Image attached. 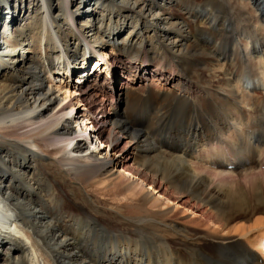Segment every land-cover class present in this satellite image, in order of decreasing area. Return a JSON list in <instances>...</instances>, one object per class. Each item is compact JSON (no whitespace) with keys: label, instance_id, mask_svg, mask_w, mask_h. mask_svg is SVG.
Masks as SVG:
<instances>
[{"label":"bare ground","instance_id":"6f19581e","mask_svg":"<svg viewBox=\"0 0 264 264\" xmlns=\"http://www.w3.org/2000/svg\"><path fill=\"white\" fill-rule=\"evenodd\" d=\"M237 1L0 0V264H264V220L232 224L264 211V0ZM200 56L216 86L183 91ZM147 64L132 102L118 68ZM171 110L152 142L141 120Z\"/></svg>","mask_w":264,"mask_h":264},{"label":"rangeland","instance_id":"374dc122","mask_svg":"<svg viewBox=\"0 0 264 264\" xmlns=\"http://www.w3.org/2000/svg\"><path fill=\"white\" fill-rule=\"evenodd\" d=\"M238 2V4H240V5H245V6H247L248 8H252V5L251 4H249V3H247V0H238L237 1ZM92 4V3H91ZM95 9V7H93V10ZM173 12L176 14V13H179V12H177V10H173ZM7 13H8V10L7 9H4V10H2V19H3V17H6L7 16ZM22 15L23 14H21L20 13V15H19V17H20V19H22L21 17H22ZM24 18H25V16H24ZM23 18V19H24ZM22 19V20H23ZM261 23H259V27L260 28H262L263 30H264V24L263 25H261ZM110 51V48H108L105 52H109ZM114 53H116L115 51H114ZM21 55V54H20ZM262 58H263V56H262ZM89 61H88V65H87V67H86V70H85V75L87 74V73H90V72H94L95 71V68H94V63H95V59H88ZM199 60H200V65H202V64H204L206 67H207V69H205V68H203L202 66H200V69L198 68L197 69V74H195L196 72L193 70V72L191 73V74H189V79H190V83H191V85H190V89L191 90H189V87H188V85H183L182 87V90L183 91H189V92H192V93H196V94H198V91H199V87H198V83L197 82H201V81H203V82H208V83H210V84H212L213 86H216L215 85V81H217V79H218V74H221L222 73V69L220 68V65L222 64L221 62H216V61H213V62H211V64H207V62H206V60L202 57V56H200V58H199ZM205 60V61H204ZM255 61V60H254ZM205 62H206V64H205ZM120 63L121 62H118V65L120 66ZM202 63V64H201ZM220 63V64H219ZM151 64H147V65H145V68H141V69H139V67H138V70H135V71H133V73L132 72H130V70H128V69H122V68H118V75H120V74H122V77L123 78H121V81H120V83L123 81L124 83H126V79H128V78H130V81H127V84H128V86H127V92H129V94L131 93V91H132V93H131V95H130V97H131V101L132 102H134L135 101V96H139V95H141V93H142V90H139V88H140V86H139V84L137 83V81H135V78L138 76H143V75H145V74H147L146 72H147V69L149 68V67H151L150 66ZM202 68H203V70H202ZM99 69V68H98ZM100 70L102 71V72H100V74H102V76H103V78L106 76V71H104V69H103V67H100ZM204 70H206V71H204ZM137 71V72H136ZM78 72H81V70H78ZM77 72V73H78ZM77 73L76 74H74L73 75V77L70 79V81L69 80H67V81H69V83H73L72 81H75V79H77ZM110 73V72H109ZM195 74V76H192V75H194ZM217 74V75H216ZM115 75V74H114ZM137 75V76H136ZM201 75V76H200ZM203 75V76H202ZM155 76H153L152 75V78H154ZM179 76H176V78H178ZM202 77L206 80H202ZM182 78V77H181ZM198 78V79H197ZM195 79H197V80H195ZM59 79H57L56 81H58ZM195 80V81H194ZM201 80V81H200ZM193 81H194V83H193ZM210 81V82H209ZM59 84V83H58ZM209 87L211 86V85H208ZM213 86H211L210 88H211V90L215 93V94H213L212 96H214V98H213V100H216L217 99V97H218V95L219 96H221V95H225V92H223V91H221L220 89H218V88H216V87H213ZM138 87V88H137ZM198 87V88H197ZM244 87H250V88H248V91H247V93H246V95H247V99L249 100L250 98L251 99H253V98H256V99H258V98H262V97H264V90L262 89V88H260V87H257V90L255 91V88H252L253 86H251V85H249V84H244ZM142 88V87H141ZM140 88V89H141ZM259 88V89H258ZM131 89V90H130ZM173 91H171V92H173V93H175L176 91H177V89L175 88V89H172ZM181 90V91H182ZM219 90V91H218ZM250 90V91H249ZM137 91L139 92V93H137ZM175 91V92H174ZM134 92V93H133ZM200 92V91H199ZM221 92V93H220ZM160 94V89H155L154 90V95L155 94ZM201 93V92H200ZM221 94V95H220ZM202 95V94H201ZM245 97V94L243 93V94H239V98H241V97ZM132 97H133V99H132ZM211 97V96H210ZM131 101L127 104V106H126V108H124L125 106H124V103H120V107L121 106H123V108L124 109H126V113H124L121 117H123L122 118V120L123 121H128V119H132V117H134L135 115H136V107H129V105L131 104ZM136 104H137V101L135 102ZM251 103H255V102H252L251 101ZM242 105L243 104H241V107H242ZM243 107H244V109L245 110H250L251 108H252V106L250 105V106H244L243 105ZM99 108V105L97 104L96 105V109H98ZM122 108V109H123ZM135 109V110H134ZM76 111H77V109H76ZM172 111L173 110H171L169 113H168V115H167V117L164 119L165 120V122L163 123V119H162V122H160V125H157V121H158V119H157V117H154V116H152L151 118H150V120L149 119H147V121H146V119H143V120H141V127L139 128L140 130H141V128H142V130H144V131H146L147 132V135H148V139L149 140H151L152 142L154 141V142H157V143H161V141L163 142L166 138H167V136L170 134V131L171 130H169L171 127H172V130L173 129H175V126L178 124V117H179V114L177 113V112H174V113H172ZM68 113H75V111H72V110H69L68 109ZM133 115V116H132ZM156 116V115H155ZM136 118H138V117H136ZM154 119V120H153ZM149 120V121H148ZM157 120V121H156ZM145 122H147V123H145ZM177 122V123H176ZM162 124V125H161ZM175 125V126H174ZM73 126L74 127H76V124H73ZM157 126V127H156ZM164 126H166V127H164ZM82 127H83V125H82ZM90 131V130H89ZM247 131V129H245L244 130V132H246ZM241 133V132H240ZM227 134H229V132H227ZM230 135V134H229ZM92 140V142L93 141H96L94 138L92 139H90L89 141H88V143L90 142ZM244 140H248V138L247 139H244ZM166 141V140H165ZM253 142V143H252ZM251 143H252V145L254 144L255 145V141H254V139L251 141ZM95 144L96 143H94L93 142V144H92V147H95ZM253 145V146H254ZM88 146H89V144H88ZM166 148V146H165V143L163 144V148ZM259 149V148H258ZM257 151L258 150H256V153H257ZM206 156V155H205ZM205 158V157H204ZM206 158H208V156L206 157ZM224 158L225 159H223L224 161H226L227 160V157H226V155H224ZM188 160V162L189 163H197V164H200V165H202V166H205V167H208V168H211V167H213V165L215 164V162L216 161H212L213 159H211L210 161H208L209 159H207V160H205V159H191V158H189V159H187ZM235 162V163H234ZM233 163V165H232V168H229V166H227V168H228V170L229 171H233V173H232V175H233V177H232V179H233V181L236 183V184H238V186L242 189V191H245L246 193H248V192H250V188H251V182L253 181V182H255L254 180H257L256 178H260V175L258 174V172L255 170V172H254V174H251V172L252 171H247V172H244V171H241L240 169H238V170H235V168H234V166L236 167V165H237V162L236 161H231L229 164H232ZM209 165V166H208ZM214 168V167H213ZM256 168H258L257 170H263L264 171V168L263 167H258V166H256ZM263 168V169H262ZM117 170L118 171H122L123 172V170L121 169V167H118L117 168ZM255 173H257V174H255ZM259 178H258V180H259ZM252 182V183H253ZM257 184H260L261 183V185H260V187H259V189H260V191L262 190V191H264V185L262 184V181H258V182H256ZM246 195H248V194H246ZM264 195V194H263ZM116 201V200H115ZM173 206H174V204H173ZM174 208V207H173ZM259 219H263L264 220V211H253V214L252 213H247V214H245V215H241V216H237L236 217V219L235 220H233V225H235V227H237V226H241V225H245V226H252V225H254V223L257 221V220H259ZM202 226H199V228H201ZM99 232H97L96 234H98ZM257 234V233H256ZM255 234V235H256ZM102 235V234H101ZM136 242H147V240L145 239V238H140L139 240H136Z\"/></svg>","mask_w":264,"mask_h":264}]
</instances>
